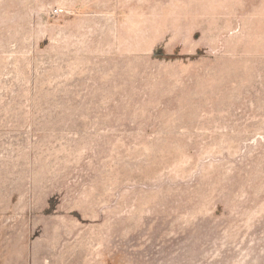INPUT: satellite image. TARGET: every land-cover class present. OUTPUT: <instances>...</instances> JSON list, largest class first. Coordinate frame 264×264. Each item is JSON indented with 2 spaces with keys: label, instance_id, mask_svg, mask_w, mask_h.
Instances as JSON below:
<instances>
[{
  "label": "rangeland",
  "instance_id": "1",
  "mask_svg": "<svg viewBox=\"0 0 264 264\" xmlns=\"http://www.w3.org/2000/svg\"><path fill=\"white\" fill-rule=\"evenodd\" d=\"M0 264H264V0H0Z\"/></svg>",
  "mask_w": 264,
  "mask_h": 264
}]
</instances>
